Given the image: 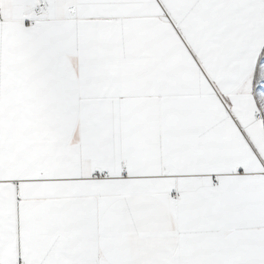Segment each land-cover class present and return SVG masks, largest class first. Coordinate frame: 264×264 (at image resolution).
Instances as JSON below:
<instances>
[{
	"label": "snow or ice",
	"instance_id": "snow-or-ice-1",
	"mask_svg": "<svg viewBox=\"0 0 264 264\" xmlns=\"http://www.w3.org/2000/svg\"><path fill=\"white\" fill-rule=\"evenodd\" d=\"M0 264H264V0H0Z\"/></svg>",
	"mask_w": 264,
	"mask_h": 264
}]
</instances>
